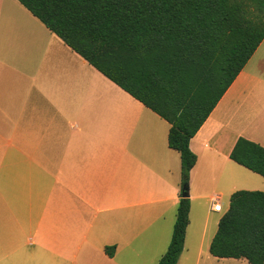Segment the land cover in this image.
Instances as JSON below:
<instances>
[{
  "label": "crops",
  "instance_id": "crops-1",
  "mask_svg": "<svg viewBox=\"0 0 264 264\" xmlns=\"http://www.w3.org/2000/svg\"><path fill=\"white\" fill-rule=\"evenodd\" d=\"M169 129L17 0H0V264H158L182 188ZM239 138L264 148V39L189 142L177 264L236 260L209 247L234 192L264 193V178L229 157Z\"/></svg>",
  "mask_w": 264,
  "mask_h": 264
},
{
  "label": "trees",
  "instance_id": "trees-1",
  "mask_svg": "<svg viewBox=\"0 0 264 264\" xmlns=\"http://www.w3.org/2000/svg\"><path fill=\"white\" fill-rule=\"evenodd\" d=\"M72 51L169 125L188 187L189 142L264 39V0H17ZM230 159L264 178V148L239 138ZM189 197L158 264H177ZM106 248L108 256H112ZM209 253L264 264V193L229 198Z\"/></svg>",
  "mask_w": 264,
  "mask_h": 264
},
{
  "label": "rangeland",
  "instance_id": "rangeland-1",
  "mask_svg": "<svg viewBox=\"0 0 264 264\" xmlns=\"http://www.w3.org/2000/svg\"><path fill=\"white\" fill-rule=\"evenodd\" d=\"M220 203H221L222 207H224L226 204L225 199L221 200ZM218 261L219 262H216V261L207 262L205 264H241L242 263L241 260H227L224 262H222L220 260H218ZM193 263H194V256L190 253L188 261L187 262H181L180 264H193Z\"/></svg>",
  "mask_w": 264,
  "mask_h": 264
},
{
  "label": "built area",
  "instance_id": "built-area-1",
  "mask_svg": "<svg viewBox=\"0 0 264 264\" xmlns=\"http://www.w3.org/2000/svg\"><path fill=\"white\" fill-rule=\"evenodd\" d=\"M212 202L214 203L212 206V210L214 212H221V205L218 203V200L216 198H213Z\"/></svg>",
  "mask_w": 264,
  "mask_h": 264
},
{
  "label": "water",
  "instance_id": "water-1",
  "mask_svg": "<svg viewBox=\"0 0 264 264\" xmlns=\"http://www.w3.org/2000/svg\"><path fill=\"white\" fill-rule=\"evenodd\" d=\"M181 196H182L183 198L188 197V187L183 186V187L181 188Z\"/></svg>",
  "mask_w": 264,
  "mask_h": 264
}]
</instances>
